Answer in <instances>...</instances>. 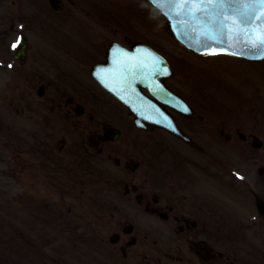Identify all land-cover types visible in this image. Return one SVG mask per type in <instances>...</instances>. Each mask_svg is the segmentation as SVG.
Instances as JSON below:
<instances>
[{
    "label": "flooded vegetation",
    "instance_id": "obj_1",
    "mask_svg": "<svg viewBox=\"0 0 264 264\" xmlns=\"http://www.w3.org/2000/svg\"><path fill=\"white\" fill-rule=\"evenodd\" d=\"M59 1L54 8L52 0H0V74L7 87L0 96L10 98L18 116L33 113L27 124L44 120L51 131L63 123L69 139L61 150L113 161L116 185L124 190L113 192L121 201L101 222L98 234L107 243L95 264H264V129L252 105L255 84L243 96L244 114L219 115L220 124L189 100L192 115L173 112L190 139L171 134L182 143L171 160L121 154L125 145L109 139L110 121L92 111L80 114L87 99L82 87L90 80L88 58L94 67L107 62L114 41L129 48L146 41L143 0ZM78 41L89 55L80 54ZM229 91L238 89L225 87L223 104L238 106L240 97L229 103ZM99 95L104 106L123 111L106 90ZM19 123L0 112L1 146L4 134L19 132ZM50 145L47 140L42 153L48 158Z\"/></svg>",
    "mask_w": 264,
    "mask_h": 264
},
{
    "label": "rangeland",
    "instance_id": "obj_2",
    "mask_svg": "<svg viewBox=\"0 0 264 264\" xmlns=\"http://www.w3.org/2000/svg\"><path fill=\"white\" fill-rule=\"evenodd\" d=\"M148 7V30H154L153 33L157 35L156 37L159 40H156L157 44H162L163 48L170 51L169 53L177 65L181 60L187 62L183 72L181 62L177 66L180 78H178V81L175 79L171 82L176 87L179 86L183 90L192 91L196 95L204 92L208 79L216 83H223L222 80L226 72H231L234 77H239V79L259 69L264 74V67L262 66H256L225 55L202 57V59L192 58L191 55L183 52L181 48L179 49L168 37L165 28H163L164 23H158L155 27H153L154 24L152 26L153 15L151 13L157 14L149 5ZM157 22L161 21L157 19ZM176 59L179 61L176 62ZM118 120L125 125L127 124L119 118ZM57 135L54 134L53 140L59 138ZM158 141L166 144L169 142L167 138L162 136L158 137ZM146 154L150 158L159 157L154 150L146 149ZM53 155L54 160L51 159L52 166L54 163L61 164L62 162L64 164L65 161L61 159L64 158L63 156L60 157L57 152ZM24 156L27 159L31 158L29 153H24ZM7 161H9V167L6 165ZM24 161L31 163L30 160L20 159V168L23 171L21 175L20 173L17 175L14 166L11 167V151H0V188L4 191L3 198H0V264H88V261L91 260L92 248L86 228L88 227L87 223L93 220V212L97 209L94 192L102 190V187L95 185L96 182L90 178L92 174L86 167L89 166V162L84 161L85 167H82V180L79 182L80 189L74 197L65 198V203L61 205L60 209H57L58 206L56 205V207H53L56 212H51L46 216L42 214V218L39 219L37 218L38 209L35 206L27 204L26 206L19 205L16 207L8 195H13L12 191L21 194L27 190H39L38 193L44 196L41 197L44 201L48 198V201L56 199L60 203L59 198H55L53 195L49 196L51 188L50 186L46 187L44 176L46 172L58 168L43 167L39 159L38 168L35 167L34 169L22 165ZM33 165L35 166V164ZM19 177L20 179L16 181ZM90 191L93 195L90 194ZM99 194L101 195V192ZM2 200L3 204L1 205ZM23 201L26 203L27 200L23 198ZM40 203L42 204V202ZM16 216L20 217L19 226L24 231L27 230L26 232L19 230V234L17 233L14 226ZM28 236L35 238V244L30 245L31 239Z\"/></svg>",
    "mask_w": 264,
    "mask_h": 264
},
{
    "label": "snow or ice",
    "instance_id": "obj_3",
    "mask_svg": "<svg viewBox=\"0 0 264 264\" xmlns=\"http://www.w3.org/2000/svg\"><path fill=\"white\" fill-rule=\"evenodd\" d=\"M153 3L167 4L170 10L181 8L189 19L200 20L211 33L209 38L217 44L226 43L225 36L232 30L228 23L229 20L233 25L238 23L243 26V30L251 27L252 22L258 18V12L264 15V0H153ZM186 5H196L199 15L193 12L192 7H185ZM187 22L184 19L177 21L182 27ZM237 35L239 36V33ZM246 35L251 39V46L258 49L261 57L264 58V30H261L258 38H254L255 28H252L251 32H247ZM163 71L166 72L167 69Z\"/></svg>",
    "mask_w": 264,
    "mask_h": 264
},
{
    "label": "water",
    "instance_id": "obj_4",
    "mask_svg": "<svg viewBox=\"0 0 264 264\" xmlns=\"http://www.w3.org/2000/svg\"><path fill=\"white\" fill-rule=\"evenodd\" d=\"M155 5L167 16V18L169 19L172 31L175 33L179 41L183 43L184 45H186L187 47L200 49L203 47V44H205L204 48L213 47V48H210V49H213V51H220V50L227 49V43L217 44L214 40L210 39L209 37L211 33L208 32V30L201 23V21L195 20V19H189L187 16L184 15L181 8L170 10L167 4H160V5L155 4ZM188 6L192 7L193 12H197L196 5H186L185 7H188ZM177 13H179V15H177ZM197 15H199L198 12H197ZM257 15H258V18L252 22L251 27L247 29H243V30H242L243 26L239 25L238 23L233 25L231 23V20L228 21L232 29L230 31V35L231 37L235 36L232 38V40H234V44L233 43L232 44L233 46H235V48H238L241 54L242 53L246 54L243 51V49L244 47L248 46L247 40L250 39L249 36L246 35V33L251 32V29L253 27L256 29V36L254 38H258L261 32V28L264 29V20L262 19L264 15L260 14L259 12L257 13ZM181 19L188 21L187 24H185L183 27L177 23V21ZM237 33H239V36L237 35ZM207 49H204V50H207ZM257 56L259 57L261 55H257ZM148 107L151 108L152 106L149 104Z\"/></svg>",
    "mask_w": 264,
    "mask_h": 264
}]
</instances>
